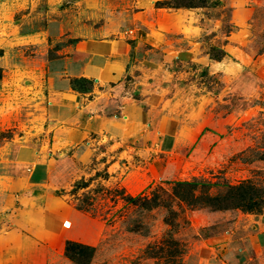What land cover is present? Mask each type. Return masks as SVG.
<instances>
[{
  "label": "rangeland",
  "instance_id": "1",
  "mask_svg": "<svg viewBox=\"0 0 264 264\" xmlns=\"http://www.w3.org/2000/svg\"><path fill=\"white\" fill-rule=\"evenodd\" d=\"M131 1L0 0V147L11 140L37 138L32 133L43 139L45 63L72 42L65 33L55 37L59 27L67 20L75 24L76 17L85 11L130 9ZM241 2L251 13L243 24L234 15ZM178 9L183 23L193 27L194 37L168 34V45L176 52L171 56L161 49L141 46L127 89L137 92L146 84L150 93L155 84L176 83L180 90L177 97L184 99L182 113H189L184 131L210 132L216 141L201 165L182 168L179 180L160 179L144 190L149 195L159 186L166 192L160 195L163 205L150 211L125 204L126 195L136 196L142 189L129 191L114 179L120 173L118 166L108 167L116 158L100 155L106 140L94 142L86 163L74 154L70 160L59 158L57 181H61L56 183L66 188L59 189L55 197L78 210L99 232L89 264H193L203 235L223 231L242 214L258 217L264 213V207L261 213L250 214L239 209L217 210L203 203L206 195H223L222 186L197 190L194 195L200 203L194 207L171 194L176 181L238 185L252 180L264 186V0H209L203 6ZM193 46L195 56L186 57ZM136 77L142 85L136 84ZM130 169L120 176L125 177ZM20 170L0 165V176L18 177ZM60 175L68 178L63 180ZM4 195L0 194V221L7 214L1 205ZM77 235L94 240L84 229ZM64 246L60 247L63 250L37 246L30 256L31 264H77L65 256Z\"/></svg>",
  "mask_w": 264,
  "mask_h": 264
},
{
  "label": "crops",
  "instance_id": "2",
  "mask_svg": "<svg viewBox=\"0 0 264 264\" xmlns=\"http://www.w3.org/2000/svg\"><path fill=\"white\" fill-rule=\"evenodd\" d=\"M164 1L132 0L130 9L89 10L77 16L75 24L67 20L59 27L55 37L65 33L72 42L45 63L43 139L32 133L37 138L11 140L0 147V165L22 171L18 177L0 176V194H5L1 205L7 212L0 221V264H31V253L40 245L54 250L66 241L91 247L99 242L92 224L55 197L66 188L56 183L61 181H57L59 158L70 160L74 154L86 163L94 142L106 140L100 155L116 158L108 167L117 164L120 173L114 179L129 191L140 187L138 194H147L144 190L157 180H179L185 165L204 161L216 137L203 130L184 131L189 113H182L184 99H178L176 83L155 84L150 93L146 84L137 92L127 89L141 46L171 56L176 52L168 45V34L194 37L181 10L156 7ZM245 7L241 2L234 13L241 24L251 15ZM195 49L187 50L186 57L195 56ZM202 97L206 100L205 94ZM128 168L132 169L121 177ZM241 216L223 231L203 235L193 264H263L264 213ZM82 229L94 240L79 237Z\"/></svg>",
  "mask_w": 264,
  "mask_h": 264
},
{
  "label": "trees",
  "instance_id": "3",
  "mask_svg": "<svg viewBox=\"0 0 264 264\" xmlns=\"http://www.w3.org/2000/svg\"><path fill=\"white\" fill-rule=\"evenodd\" d=\"M209 0H167L159 2L157 5L165 8H195L203 6ZM211 1V0H210ZM74 42V41H73ZM171 188L172 197L179 202H185L188 206L194 207L200 202L196 200L195 192L204 191L205 188H214L222 186L225 189L223 195L205 196L203 203L215 207L217 210L239 209L243 213L259 214L264 207V186L257 185L252 180H246L238 185H219L217 183L202 181H176L173 182ZM165 190L156 187L149 195L138 194L136 196L126 195L125 204L135 208V210L150 211L163 205L161 194H165ZM166 209L169 208L167 204ZM94 247L83 245L74 241H66L64 246V254L69 260L75 261L77 264H89L94 253Z\"/></svg>",
  "mask_w": 264,
  "mask_h": 264
},
{
  "label": "bare ground",
  "instance_id": "4",
  "mask_svg": "<svg viewBox=\"0 0 264 264\" xmlns=\"http://www.w3.org/2000/svg\"><path fill=\"white\" fill-rule=\"evenodd\" d=\"M137 184H138V183H137ZM137 184H136V185H137ZM131 186H132V185H131ZM130 188H131V187H130ZM135 189L137 190V188H135ZM135 189H134V190H135ZM133 192H134V191H133Z\"/></svg>",
  "mask_w": 264,
  "mask_h": 264
},
{
  "label": "water",
  "instance_id": "5",
  "mask_svg": "<svg viewBox=\"0 0 264 264\" xmlns=\"http://www.w3.org/2000/svg\"><path fill=\"white\" fill-rule=\"evenodd\" d=\"M66 225H68V223H66Z\"/></svg>",
  "mask_w": 264,
  "mask_h": 264
}]
</instances>
